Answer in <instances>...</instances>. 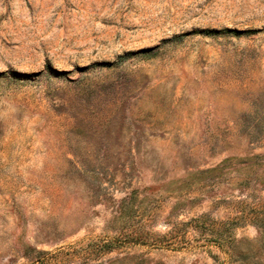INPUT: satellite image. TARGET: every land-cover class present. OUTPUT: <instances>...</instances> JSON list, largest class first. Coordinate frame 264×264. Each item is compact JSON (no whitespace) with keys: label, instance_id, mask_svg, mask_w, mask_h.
<instances>
[{"label":"rangeland","instance_id":"374dc122","mask_svg":"<svg viewBox=\"0 0 264 264\" xmlns=\"http://www.w3.org/2000/svg\"><path fill=\"white\" fill-rule=\"evenodd\" d=\"M0 264H264V0H0Z\"/></svg>","mask_w":264,"mask_h":264},{"label":"trees","instance_id":"16d2710c","mask_svg":"<svg viewBox=\"0 0 264 264\" xmlns=\"http://www.w3.org/2000/svg\"><path fill=\"white\" fill-rule=\"evenodd\" d=\"M139 239H140V238H139ZM132 242H133V243H136V244H137V243H138V244H139V243H140V244L142 243V242H139L138 240H133ZM105 247L108 248V245H104V246H102V248H105Z\"/></svg>","mask_w":264,"mask_h":264}]
</instances>
